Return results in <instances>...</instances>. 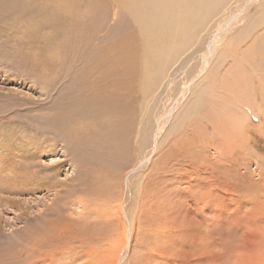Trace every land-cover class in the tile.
Returning a JSON list of instances; mask_svg holds the SVG:
<instances>
[{
	"label": "rangeland",
	"instance_id": "rangeland-1",
	"mask_svg": "<svg viewBox=\"0 0 264 264\" xmlns=\"http://www.w3.org/2000/svg\"><path fill=\"white\" fill-rule=\"evenodd\" d=\"M176 2L140 23L114 0H0V264H264V88L243 87L247 109L203 105L230 95L264 0ZM142 25L177 50L119 90L98 59Z\"/></svg>",
	"mask_w": 264,
	"mask_h": 264
},
{
	"label": "bare ground",
	"instance_id": "bare-ground-1",
	"mask_svg": "<svg viewBox=\"0 0 264 264\" xmlns=\"http://www.w3.org/2000/svg\"><path fill=\"white\" fill-rule=\"evenodd\" d=\"M73 2L74 0H56V3L54 4V10L55 12L53 11L52 13H56V12H59V13H63L65 14L68 10V4L67 2ZM111 2H113V0H109ZM116 2V4L120 7L121 10L125 11L126 14L131 17L132 19L140 22V23H146V22H154L155 20H158L159 21V18L161 19L164 15H170L173 14L174 12V7L177 4L176 0H114ZM70 4V3H69ZM174 6V7H173ZM184 7V6H183ZM179 10V8H177ZM190 5H186L185 6V10H184V14H188L189 13V10H190ZM51 13V12H50ZM50 13L48 15H50ZM190 14V13H189ZM196 14V13H195ZM175 19V18H174ZM179 20V19H178ZM182 24H186V22H183L182 21ZM181 24V25H182ZM182 25V27H183ZM191 26V25H190ZM152 30L149 28V26H145V25H142L140 26V30L139 32H137L136 34L137 35H128L124 38H122L119 42H116L115 45L113 46H110L109 47V53H107V51L105 53H103L102 56H100V58L98 59L100 62L102 63H107V65L109 66L110 70L112 72H115L114 69L111 67H115L116 68V73L119 74V75H122L123 78H121L120 80V83L118 84L119 86H122L123 88H119V90H123V89H126L127 85L130 84V81L132 79V76H130V71L133 69V66L132 64L135 62V68H136V71H138V66L141 65L142 66V69H143V75L146 76L148 73H149V65L151 64L152 62V58H154L153 56V52H154V55L156 58H159L160 57H164V56H167L169 54L168 51L170 50H177L176 46H175V49H170L168 48V50H162V48L159 49V51H157V46L158 44L155 43V46L153 45H150L151 43V40H152V37L149 35V34H152ZM141 38H144L145 39V42H147V46L144 47V49L141 47H137V41L139 39V36ZM248 35V34H247ZM175 36V35H174ZM245 36V35H244ZM263 36V35H262ZM163 37V36H162ZM261 37V36H260ZM174 38V37H173ZM167 39V38H166ZM165 39V40H166ZM175 39V38H174ZM164 40V39H163ZM184 40V39H183ZM171 42L173 41L172 39L170 40ZM161 42V41H160ZM163 43V46L164 44H169V40H168V43H167V40L166 42H162ZM173 44V42H172ZM175 44V43H174ZM213 44V43H212ZM171 45V43H170ZM214 45V44H213ZM212 45V47H213ZM264 45V36L261 38V39H256L255 40V43H254V46L251 47V49H249V51H245V53L242 55V57H240V59H242V63H241V68L238 70L236 69V71L234 72L233 70V74L230 73V74H226L224 75V77L221 79V82L219 83V87L217 89V91H220L222 93H227V94H230V95H233V96H227V97H224V96H221V97H217L216 95L215 96H212L211 99H213V103L211 104L210 102H204V107L205 109H211L212 106L214 107V109H211V110H218V111H223L225 112L228 111L227 108L230 106V100L232 101V99H234V102L237 100L240 101V99L242 100L244 98L243 94L245 95L246 93H244L243 91V87L247 84L249 85L253 80L255 82H257V84L261 87H259L260 89L264 88V48H262V46ZM161 45H159L160 47ZM167 46V45H166ZM261 46V48H259ZM170 47V46H169ZM211 47V46H210ZM166 48V47H165ZM214 48V47H213ZM248 48V47H247ZM181 49V48H180ZM234 49V48H233ZM209 50V49H208ZM175 52V51H174ZM178 52V51H177ZM111 53V54H110ZM170 53H172L170 51ZM229 54V53H228ZM159 55V57H158ZM113 56V58H111ZM207 56V55H206ZM205 56V57H206ZM204 57V58H205ZM175 58V57H174ZM97 60V61H98ZM157 60V59H156ZM164 60V59H163ZM255 60V61H254ZM161 61V60H160ZM209 61V60H208ZM159 62V61H158ZM243 62L246 63V66H244V69L242 68L243 67ZM164 63V61H163ZM162 63V64H163ZM160 64V65H162ZM206 65V64H205ZM104 66V65H103ZM236 67V66H235ZM158 68V67H157ZM165 68V67H164ZM164 70V69H163ZM158 71V70H157ZM127 73V74H125ZM158 73V72H157ZM165 70H164V74L161 72V74H157L159 76H164L165 75ZM107 78V77H105ZM169 85V83H168ZM118 90V91H119ZM107 93H110V92H107ZM260 93V92H259ZM264 92H262L263 94ZM219 94V93H218ZM251 94V93H249ZM262 96V95H261ZM264 96V95H263ZM107 99H111V95H110V98H107ZM215 99H218V100H221V101H217L219 103H215ZM245 99V98H244ZM243 99V100H244ZM247 99V98H246ZM98 99H95L91 104H89L87 107H86V113L94 116V117H98L100 115H103V116H108V114L110 113L108 109H103L101 107H99L96 102H97ZM108 101V100H107ZM254 101V100H253ZM243 103L245 101H242ZM99 103V102H98ZM241 103V101L239 102ZM249 103V102H247ZM239 107H242L244 106V108H246L245 105H242L241 104H238ZM218 107V108H216ZM216 108V109H215ZM247 109V108H246ZM236 112H237V109H235ZM212 111V112H213ZM200 112V111H199ZM235 112V113H236ZM234 113V112H233ZM95 114V115H94ZM259 114V112H258ZM221 115V114H219ZM224 115V114H223ZM228 116V114H226ZM226 116V117H227ZM250 117V116H249ZM216 118V117H215ZM210 120V119H209ZM229 120V119H228ZM236 120V119H235ZM107 121H114V118H110V119H107ZM214 123V122H213ZM191 124V123H189ZM142 125V124H141ZM195 125H198V124H195ZM194 126V124H193ZM212 126H215V125H212ZM186 127V126H185ZM217 127V126H216ZM140 128V127H138ZM137 128V129H138ZM144 128V126H143ZM158 128L160 129V125L158 126ZM199 128V127H198ZM141 129V128H140ZM184 129V128H183ZM197 130V129H196ZM199 130V129H198ZM143 131V130H142ZM145 132V130L143 131ZM183 133V132H182ZM208 133V132H207ZM146 133H144L145 135ZM192 134H194L192 132ZM120 135L121 133L119 134V136L117 135L116 136V139H120ZM123 135V134H122ZM144 135L142 134L141 132V135L139 136L140 139L144 138ZM190 134L186 133V137L185 138H189ZM194 137V136H193ZM203 137V136H202ZM201 137V138H202ZM122 138V137H121ZM187 138L188 142L189 139ZM195 138V137H194ZM225 138V137H224ZM138 138V140H140ZM204 139V138H203ZM229 139V138H228ZM138 140H137V143H138ZM147 140V139H146ZM142 144L145 142L144 139H142ZM173 141V140H172ZM228 141L230 140H227L226 143H228ZM219 142V141H218ZM168 143V141H167ZM209 142L206 141L205 144H208ZM217 143V142H216ZM116 144V142H115ZM155 145V144H154ZM189 145V144H188ZM191 145V144H190ZM194 145V144H193ZM224 145L223 146V149L222 151H224V149L226 148L227 145L225 144H222ZM233 145V144H232ZM118 146V142L116 144V147ZM142 146V145H141ZM179 146V145H178ZM154 147H157V145H155ZM169 147V146H168ZM217 147V146H216ZM177 148V147H176ZM193 148V147H192ZM204 148V147H203ZM219 148V147H218ZM116 149V148H115ZM161 149V147H160ZM163 149V148H162ZM189 149V148H188ZM174 150V149H173ZM229 150V149H228ZM233 150V149H231ZM230 150V151H231ZM157 151H161L158 150ZM163 151V150H162ZM170 148H168V150L166 149V154L164 155L165 158L169 157L170 155ZM163 153V152H162ZM229 153V152H227ZM161 154V153H160ZM159 154V155H160ZM181 155V154H180ZM186 154H184L185 156ZM158 156V155H157ZM173 156V155H172ZM171 156V157H172ZM152 158V157H151ZM157 158V157H156ZM156 158L151 160V162H156ZM161 158V157H160ZM156 164V163H155ZM166 164V162L164 163ZM155 167V165L153 166ZM161 167V166H160ZM164 167H166V165H164ZM162 168V167H161ZM151 169V168H150ZM164 169V168H163ZM149 170V168H148ZM154 170V169H153ZM132 172V171H131ZM134 172V171H133ZM151 172V171H150ZM153 175V174H152ZM146 178H147V175H146ZM141 205V203H140ZM130 226V225H129ZM44 233V232H43ZM125 233V232H124ZM46 234V233H44ZM47 235V234H46ZM130 235V231H128V236ZM259 241V240H258ZM123 246V245H122ZM121 246V247H122ZM32 247V246H31ZM120 251V250H119ZM115 253V252H114ZM110 262L114 260V254H111L110 255ZM206 260V259H205ZM185 263V262H184Z\"/></svg>",
	"mask_w": 264,
	"mask_h": 264
}]
</instances>
